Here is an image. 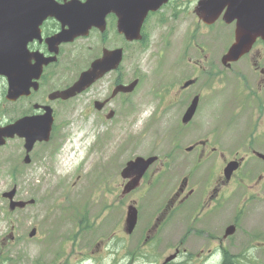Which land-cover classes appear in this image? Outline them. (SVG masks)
<instances>
[{"label": "flooded vegetation", "instance_id": "flooded-vegetation-1", "mask_svg": "<svg viewBox=\"0 0 264 264\" xmlns=\"http://www.w3.org/2000/svg\"><path fill=\"white\" fill-rule=\"evenodd\" d=\"M53 1L60 12L39 24L32 15L15 18L23 23L13 28L11 54L0 56L14 68L12 100L0 77V129L31 120L39 130L49 127L48 140L35 141L27 151L16 133L4 139L0 171L17 176L35 165L37 154L55 138L60 142L73 110L82 122H130L152 88L156 107L146 131L155 124L165 130L148 136L155 145L141 156L155 160L138 187L122 194L125 181L117 185L119 198L110 191L97 201V230L78 232V191L74 226H64L56 215L54 230L74 239L70 247L53 245L49 229L32 226L26 232L21 212L35 201L10 208L11 200L25 197L17 179L1 177L0 189L11 188L0 190V205L16 209L9 214L18 212L11 215L14 221L1 215L6 221L0 225V264H257L251 247L264 248V220L243 250L230 242L238 238L244 214L264 203V38L230 61L236 22L227 23L226 9L206 23L195 12L199 0H169L148 11L135 32L131 18L139 14L115 7L116 0L98 12L67 6L71 0ZM94 63L97 74L113 67L64 99L59 93ZM12 189L11 200L2 197ZM128 208L137 218L132 232L126 231Z\"/></svg>", "mask_w": 264, "mask_h": 264}, {"label": "rangeland", "instance_id": "rangeland-1", "mask_svg": "<svg viewBox=\"0 0 264 264\" xmlns=\"http://www.w3.org/2000/svg\"><path fill=\"white\" fill-rule=\"evenodd\" d=\"M154 91L153 88L149 90L148 93L151 94L145 97L136 114L131 115V121L118 127H113L109 123L79 121V112L73 110L72 115L70 112L68 116L67 127L61 132L60 142L58 143L55 138L50 149L37 154L35 165H29L26 170L18 171L17 176L4 174L0 171V178L18 180L21 193L25 197L23 199L19 197V199L35 201V204L29 209L21 212L23 226L27 228L26 232H29V228L32 226H39L41 232L49 229L48 232L53 237V245L73 246L74 239H67V232L62 234L54 228L58 222L56 215L66 222L64 226H74L72 221L74 218L71 216L75 215L73 210H75L77 201L74 199V194H77V191L78 232L80 229L97 230L93 228L95 221H98L96 218L97 201L110 195V191L114 192V198H119L117 185L125 182L119 175L125 162L132 156L141 155L155 145L153 142L155 139L144 138L142 141L132 142L131 137L141 134L149 136L164 133L165 128L158 127L157 124L154 125L155 133L153 131L143 133L145 123L150 121V117L155 112L156 96L153 94ZM86 129H89L93 135H85L84 144H79L80 159H78V151H74L71 157L62 155V148L65 146L64 143L68 136L74 135L75 132L84 135L85 133L82 132ZM113 135L115 136L113 137ZM129 140L131 141L128 142ZM56 144L58 147L54 149ZM87 155L89 156L87 157ZM10 156L18 155L13 153ZM82 158L83 163L77 165V161L79 162ZM17 161H20V157ZM30 168L32 170L28 171ZM10 188L11 186L0 190L8 191ZM0 206L3 211H0V225H5L6 220L1 216L4 212L8 215L7 220L14 221L11 215H16L18 211L9 214L7 208L4 209L2 205ZM110 209L114 210L112 207ZM83 212L85 213L84 220L79 224ZM119 214L118 208H115L114 218L117 219ZM102 216L104 215L101 213V218ZM253 220L257 222L253 224ZM263 220L264 203H260L257 204L256 209L248 210L244 214L242 227L237 231L238 238L231 239L230 243L236 244L239 248L242 247L241 250H243V247L251 242L250 237L256 234ZM241 229L246 233L242 234ZM252 229L256 231H252ZM80 242L78 238V245ZM252 246V256L257 259V264H264V248L255 249V243Z\"/></svg>", "mask_w": 264, "mask_h": 264}, {"label": "water", "instance_id": "water-1", "mask_svg": "<svg viewBox=\"0 0 264 264\" xmlns=\"http://www.w3.org/2000/svg\"><path fill=\"white\" fill-rule=\"evenodd\" d=\"M167 0H116L115 7L117 8H125L130 9V12L133 14L134 12H137L138 16H132L131 21L133 22V26L135 27V32L138 31L139 28H137L142 19L145 17L148 11H154L159 6H161L163 3H165ZM211 1V0H209ZM110 0H89L84 4H79L78 1L71 0L70 3H68L67 6H77L79 9H82L84 11H100L102 8H109ZM207 3V0H204L199 3L198 7L196 8V12L202 16L203 19L205 17L203 16V9L204 5ZM251 7V6H250ZM62 8V6L56 5L53 0H0V56H8L11 54L12 51V36L11 34L14 33V27L17 24L16 23V16H28L33 15L35 17V20L42 19L48 15L52 14H58L60 11L59 9ZM29 9V12H28ZM33 9V10H32ZM252 13H243L238 12L237 18V31L239 33H242L245 29H247L249 36L250 35H256L260 33H264V28L257 29L253 26L254 20L251 17ZM233 17H236V15H233ZM232 17V18H233ZM244 17H247L246 20H244ZM214 19V18H213ZM27 23L29 20L26 18ZM21 23L23 21L19 22L18 25L21 26ZM238 32L236 33L237 41L241 39H250L249 36H243L239 37ZM10 44V45H5ZM19 45H24L20 44ZM240 47V44L236 43L232 46V48L229 51V54L234 55L238 48ZM0 73L2 71L5 72V75L9 76L13 74L14 68L11 61H7L5 58L0 59ZM2 60H5L2 61ZM111 63V62H108ZM105 63V64H108ZM104 65V64H102ZM113 66H110L106 68L104 71L110 69ZM99 69V63H94L92 68L85 72L80 78L77 83L73 85L70 89L64 91L62 94L64 98L71 97L78 93L80 91L81 86L90 84L93 80L99 77V75L94 74ZM6 76V77H7ZM9 78V77H7ZM133 87V84L132 86ZM126 89V88H124ZM10 91L12 92V89L10 88ZM41 127L37 122H31L30 121H22L18 122L10 127L5 128L6 131L5 136L3 137H9L12 135L11 133H16L20 137L24 138L25 140V147L27 151H29L35 141H46L48 139L49 135V127L44 128L43 130H39ZM4 143V139L1 137L0 139V145ZM142 159L138 158L135 163H128L127 167L121 172V177L123 179L129 178L133 173L136 175L135 181L129 182L124 187V193L128 192L129 190L135 188L138 185V180L140 179L141 175L143 174L146 165L149 163L147 162L145 165H142L140 167L139 164H141ZM134 166V169H138L137 173L130 171L132 168L130 166ZM13 195V191H11L8 196L11 197ZM23 203H12L11 207L15 206H22ZM136 221V215L135 213H131V208L129 209V212L126 216V226L127 230L131 231L134 227Z\"/></svg>", "mask_w": 264, "mask_h": 264}, {"label": "bare ground", "instance_id": "bare-ground-1", "mask_svg": "<svg viewBox=\"0 0 264 264\" xmlns=\"http://www.w3.org/2000/svg\"><path fill=\"white\" fill-rule=\"evenodd\" d=\"M12 135H10L9 137H12L13 136V133H11Z\"/></svg>", "mask_w": 264, "mask_h": 264}]
</instances>
